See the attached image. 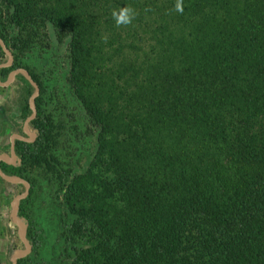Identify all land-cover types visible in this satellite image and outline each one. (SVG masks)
<instances>
[{
  "label": "trees",
  "instance_id": "1",
  "mask_svg": "<svg viewBox=\"0 0 264 264\" xmlns=\"http://www.w3.org/2000/svg\"><path fill=\"white\" fill-rule=\"evenodd\" d=\"M41 29L0 169L57 202L66 264H264V0H0L4 79Z\"/></svg>",
  "mask_w": 264,
  "mask_h": 264
},
{
  "label": "rangeland",
  "instance_id": "2",
  "mask_svg": "<svg viewBox=\"0 0 264 264\" xmlns=\"http://www.w3.org/2000/svg\"><path fill=\"white\" fill-rule=\"evenodd\" d=\"M52 47L50 40L45 35V29H41L37 33L34 47L31 50L24 49L22 56L17 58L20 61L19 68L25 66L34 67L35 71L40 73L38 71L44 63H52ZM7 60L8 56L0 48V63L6 62ZM0 80H5L1 73ZM23 91L26 90H24L23 83L17 75L10 85L0 86V107L3 109V119L0 118V157H9L11 138L13 135L27 138V135L23 132V125L25 119L30 114L26 118H22L25 110L19 105V99L22 98ZM29 97L27 105L30 109ZM47 102L50 109L57 105L55 97L49 96ZM28 131L35 136V132L30 126H28ZM23 191V184L7 183L0 177V264H11L10 257L16 252H22L24 250L19 229L11 219V203ZM28 195L33 199L32 204H28V210L35 219V223L42 228V238H35L34 240L26 237L31 248L27 255L19 259L29 256L30 261L25 264H66L69 248L65 245V221H63V213L60 207L45 191L41 192L34 189V191L30 192L28 190V194L24 199ZM24 199L20 200V202ZM19 217L24 221L27 230V220L21 216Z\"/></svg>",
  "mask_w": 264,
  "mask_h": 264
},
{
  "label": "water",
  "instance_id": "3",
  "mask_svg": "<svg viewBox=\"0 0 264 264\" xmlns=\"http://www.w3.org/2000/svg\"><path fill=\"white\" fill-rule=\"evenodd\" d=\"M0 47L2 48L4 53L8 56V60L4 63H0V67L10 66L12 63L13 57H12V54L9 52V50L6 48L5 43L3 42V40L1 38H0ZM17 74L23 75L31 83V85L34 87V91L31 93V95L29 97V106L31 109V113L25 119L24 125H23V132L27 135V138H23L19 135H13L12 136L9 157L8 158L5 156L0 157V163H5V164H11V163H13V161L15 159V154H14V140L15 139L23 140L26 142H31V141H33V139L35 137L31 133H29L28 126H29V121L32 120L36 115V108H35V104H34V99L39 93V88H38L37 84L31 79L29 73L24 68H16V69L10 71V73L8 74L7 78L4 81L0 80V85L1 86L10 85L13 82V80ZM0 177L7 183H11V184L21 183L24 185L23 193L20 194L19 196H17L11 203V219L17 225L19 232H20V238L24 244V250L22 252H16L15 254H13L10 257L11 264H17V259L27 255L30 251V248H31L30 244L28 243L27 238H26V225H25L24 221H22V219L18 216V204H19L20 200L24 199L27 196L28 190H29V183H28V181H26L25 179H23L19 176L5 174L1 169H0Z\"/></svg>",
  "mask_w": 264,
  "mask_h": 264
},
{
  "label": "clouds",
  "instance_id": "4",
  "mask_svg": "<svg viewBox=\"0 0 264 264\" xmlns=\"http://www.w3.org/2000/svg\"><path fill=\"white\" fill-rule=\"evenodd\" d=\"M176 10L181 11V12L183 11V9L179 3L176 5Z\"/></svg>",
  "mask_w": 264,
  "mask_h": 264
},
{
  "label": "crops",
  "instance_id": "5",
  "mask_svg": "<svg viewBox=\"0 0 264 264\" xmlns=\"http://www.w3.org/2000/svg\"><path fill=\"white\" fill-rule=\"evenodd\" d=\"M1 68V67H0ZM1 86V85H0Z\"/></svg>",
  "mask_w": 264,
  "mask_h": 264
}]
</instances>
